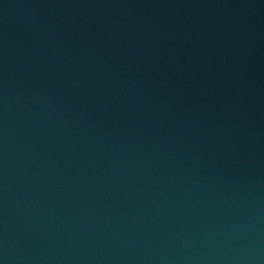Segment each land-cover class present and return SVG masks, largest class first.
<instances>
[{
    "label": "water",
    "instance_id": "water-1",
    "mask_svg": "<svg viewBox=\"0 0 264 264\" xmlns=\"http://www.w3.org/2000/svg\"><path fill=\"white\" fill-rule=\"evenodd\" d=\"M0 264H264V0H0Z\"/></svg>",
    "mask_w": 264,
    "mask_h": 264
}]
</instances>
